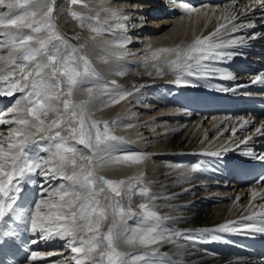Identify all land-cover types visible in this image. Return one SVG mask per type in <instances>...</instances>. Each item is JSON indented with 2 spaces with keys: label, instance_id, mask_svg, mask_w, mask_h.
<instances>
[{
  "label": "snow or ice",
  "instance_id": "snow-or-ice-1",
  "mask_svg": "<svg viewBox=\"0 0 264 264\" xmlns=\"http://www.w3.org/2000/svg\"><path fill=\"white\" fill-rule=\"evenodd\" d=\"M169 2L176 4L177 0ZM77 4L94 11L87 0H70V5ZM177 6L181 18L187 17L190 24L195 14V23L204 19L207 27L216 20V27L208 35L193 33L188 43L157 48L147 45L143 57V66L151 70L147 74L153 78L171 75V83L188 88L205 86L198 82L217 76L235 79L231 72L216 65L242 55L231 49L244 45L246 38L258 37L255 32L247 37L232 34L255 28V21L245 22L241 17L256 12L261 13L260 23L264 24V0H249L239 10L232 5L219 15L215 9L209 15L204 6L186 2ZM101 11L109 12V18L100 20ZM68 16L77 27L89 32L88 39L79 46L70 43L58 28L56 0H0V97H15L9 107L0 110V126H7V134L0 130V264H21L7 252L13 247L21 250L17 241L22 232L33 237L29 244L63 240L69 252L64 257L67 264H176L160 252V247L170 244L178 251L183 247L180 240L193 241L197 237L163 223L165 218L155 211L158 205L154 201L159 197L144 184L145 173L122 179L104 175L106 171L139 167L149 158L145 153L125 149L127 141L113 131L116 120L96 118L97 111L135 94L116 86L115 80L101 82L84 51L89 40L96 41L113 29L126 32L128 25L119 21L128 17L103 7L95 15H84L70 7ZM109 20L117 23L105 28ZM72 39L80 41V36ZM130 43L129 36L121 35L110 46L126 52ZM253 83L264 84V74L254 77ZM216 90L232 91L223 87ZM249 123L245 120L241 127ZM254 130L264 135V124ZM236 133L237 129L232 128L233 137ZM251 138L232 140L220 150L202 155L220 158L233 144L238 147ZM242 155L264 163V154L256 155L251 149L242 150ZM203 170L200 163L190 169L193 173ZM57 180L60 183L53 185L52 181ZM252 183L264 184V174ZM32 186L37 189L36 198L25 203L27 189ZM250 191L255 201L258 192L255 188ZM260 191L264 193V188ZM134 196L143 201L137 206L139 211L132 207ZM246 211L251 214L241 219L248 223L229 221L215 229L199 230V237L206 238L209 232L264 235V203H250ZM122 247L144 251L133 253ZM23 250L29 254L22 264L44 259L37 251Z\"/></svg>",
  "mask_w": 264,
  "mask_h": 264
},
{
  "label": "bare ground",
  "instance_id": "bare-ground-1",
  "mask_svg": "<svg viewBox=\"0 0 264 264\" xmlns=\"http://www.w3.org/2000/svg\"><path fill=\"white\" fill-rule=\"evenodd\" d=\"M248 2L249 0H217L215 3L205 5L198 3L195 7L204 6V10L208 11L209 15L211 10L215 9L219 15L224 8L235 5L239 10ZM87 3L94 11L89 12L80 6L79 12L95 15V11L103 7L114 9L128 17L125 21H119L128 25L126 32L113 29L111 33H105L102 38L98 37L96 41H90L84 51L88 54L101 82L115 80L116 86L135 94L118 105L97 111L95 116L109 121L116 120L117 125L114 126L113 131L116 135L125 138L127 141L124 145L125 149L145 153L149 157L139 167L106 171L104 175L112 179H122L142 171L145 173L144 184L152 194L159 197L154 201L158 205L155 211L165 218L163 223L197 237L193 241L180 240L179 243L183 247L178 251L170 244L160 247V252L167 254L176 264H264V250L259 245L251 243L248 240L250 236L232 232H209L205 233L206 238H200L198 235L199 230L215 229L221 222L237 221L241 225L248 223L241 217L251 214L246 211L250 203H264V199H261L264 193L258 192L255 201L250 199L251 194L241 197V192L244 190L235 187V183L231 180H223L222 177L209 172V169L219 172L226 169L232 159L242 154V150L263 146L262 151H264V135L255 134L254 130V127H259L264 122H255L251 117L240 113V108L237 107L238 98L247 96L245 90L238 89L253 84V77L244 72L243 65L257 69L264 66V24L260 23L261 13L250 14L247 18L241 17L245 22L247 19L255 21V28L240 29L232 34L247 37V34L255 32L259 33L258 37L255 40L246 38L244 45L231 49L243 53L242 55H236L231 60L216 65L231 72L235 79L222 80L217 76L198 82L205 86L188 88L171 83L173 79L171 75L162 78L150 77L147 72L151 70H146L143 66L145 49L149 44L157 48L171 47L181 42L188 43L193 39V33L208 35L216 27V20L205 27L204 19L195 23L194 14L193 23L190 24L187 17L181 18L182 13L177 5L184 2L180 1L173 4L167 0V7L171 12L159 15L158 19L154 20L147 18L145 9L149 8L148 1L87 0ZM61 4L64 10L65 2ZM58 13L59 16H63ZM109 16V12H100V17H103L101 20L108 19ZM62 18L61 23L65 24L66 19ZM115 23L117 21L109 20L105 28ZM70 28L89 36L86 28L81 29L74 22H70L68 29ZM121 35L131 38L126 52L124 49L110 46L111 42ZM72 44L79 46L80 42L76 40ZM120 52L125 54H113ZM119 72L123 75H117ZM217 87L230 88L232 91H217ZM149 94L154 96V101L147 106L146 102L150 100L147 97ZM4 104L5 102L0 101V107ZM234 106L236 111L232 113L231 110L229 113L216 111L219 108L229 111ZM156 107H159L155 111V114H159V119L154 120L152 112ZM245 120L251 123L241 127ZM128 124L133 126L127 127ZM234 127L237 129L235 137L231 134V129ZM249 135L252 138L247 144H239L238 147L233 144L220 158L202 155L205 152L218 151L230 141H238ZM198 161L201 165H205L202 168L204 170L191 172L190 169ZM256 190L260 191L261 187L257 186ZM217 201L218 204H214ZM141 202L143 201L139 196L133 197L132 205L137 211L139 210L137 206ZM129 223L132 221L130 220ZM213 235L218 238L212 239ZM56 243L61 245L65 242L58 239ZM44 244L46 243L39 246L38 242L34 249L45 248ZM28 250L31 251V247L28 246ZM122 250L133 253L144 251V249L127 247H122ZM17 253L18 250L13 247L7 255L15 259L19 257L22 264L24 258L20 257L21 253ZM54 258L56 257H52ZM47 259L48 261H45ZM49 260L44 257L39 261L43 264L44 261L50 263Z\"/></svg>",
  "mask_w": 264,
  "mask_h": 264
},
{
  "label": "rangeland",
  "instance_id": "rangeland-1",
  "mask_svg": "<svg viewBox=\"0 0 264 264\" xmlns=\"http://www.w3.org/2000/svg\"><path fill=\"white\" fill-rule=\"evenodd\" d=\"M64 2H65V5L64 6H66V7H64L65 9L63 10L62 8H61V3H63L64 4ZM83 7L82 5H80V4H77V5H70V0H56V13L58 14V19L56 20V24H57V26H58V28L60 29V31H61V33L66 37V38H68L69 39V41H70V43H73L74 41H76L75 39H72V37H74V36H76V35H79L80 36V43L82 42V41H84V40H87V36L86 35H84V34H82V33H80V32H77V31H75V30H71V28L70 29H68V27L70 26V22H74V23H76L75 21H73V20H71V18L68 16V10H69V8L71 7V8H73L74 10H76V11H81L80 10V8L79 7ZM69 7V8H68ZM61 8V9H60ZM79 9V10H78ZM58 12H60V14H62L63 16H59V13ZM65 13H66V15H65ZM84 15H86V14H84ZM68 16V17H67ZM62 17H65V24H63V23H61L62 21H61V19H63ZM68 19V20H67ZM60 21V22H59ZM68 22V23H67ZM63 24V25H62ZM66 28V29H65ZM63 31H62V30ZM88 35H89V32H88ZM86 37V38H85ZM90 41L91 40H89L88 41V43H90ZM148 98H150V100L148 101V102H146V105L147 106H150L151 104H152V102L154 101V96L152 95V94H149L148 96H147ZM8 98L9 97H0V101H1V103L2 102H5V104L4 105H6L7 106V104H6V101L8 100ZM15 98V97H14ZM10 99V98H9ZM145 100H146V98H145ZM137 105V104H136ZM8 107V106H7ZM158 108L159 107H156L154 110H153V112H152V116H153V119L155 120V119H159V114H155V111H157L158 110ZM152 110L150 109L149 110V112H151ZM141 113H143V112H141ZM0 130H4L5 131V134H7V126H2L1 128H0ZM52 183H53V181H52ZM54 185V184H53ZM28 198H31L30 196H28L27 195V199ZM214 204H218V201L217 202H215ZM132 207H133V209L134 210H136V208L132 205ZM137 211V210H136ZM139 211V210H138ZM54 241L56 242H58V239H54ZM65 244V243H64ZM64 244H58V248L56 249V250H52V251H54L53 253H55L54 255H57L59 252H61V253H63V254H65V256H62V254L60 253L59 255H57V256H55L56 258H54V259H58L57 261H59L60 260V264H62V263H66V261L64 260V257H67V255L69 254V252L67 251V250H65V247H64ZM50 246H51V244H50ZM63 251V252H62ZM66 252H68V253H66ZM46 254H47V252H45ZM45 253H43V254H41L42 256L45 254ZM45 254V255H46ZM46 258H49L50 260V262H52L54 259H52V257H50V256H46ZM45 258V259H46ZM45 261H48V259L47 260H45ZM45 261H44V263L43 264H48L49 262H46L45 263ZM34 262H36V263H34ZM33 262V264H42L39 260H37V261H34ZM50 264V263H49Z\"/></svg>",
  "mask_w": 264,
  "mask_h": 264
}]
</instances>
